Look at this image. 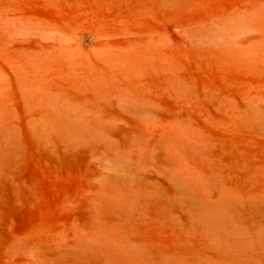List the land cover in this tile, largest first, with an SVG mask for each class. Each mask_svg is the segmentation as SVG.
Segmentation results:
<instances>
[{
    "label": "rangeland",
    "instance_id": "1",
    "mask_svg": "<svg viewBox=\"0 0 264 264\" xmlns=\"http://www.w3.org/2000/svg\"><path fill=\"white\" fill-rule=\"evenodd\" d=\"M261 111L264 0H0V264H264Z\"/></svg>",
    "mask_w": 264,
    "mask_h": 264
},
{
    "label": "bare ground",
    "instance_id": "2",
    "mask_svg": "<svg viewBox=\"0 0 264 264\" xmlns=\"http://www.w3.org/2000/svg\"><path fill=\"white\" fill-rule=\"evenodd\" d=\"M197 31V30H196ZM200 31H201V29H200ZM200 31H198V32H200ZM197 32V33H198ZM221 34V33H220ZM219 34V32L217 33V35H218V38H220L222 35H220ZM217 35H215L216 37H217ZM220 35V36H219ZM207 36V35H206ZM257 112V111H256ZM259 112V111H258ZM257 112V113H258ZM262 112V111H261ZM53 113V112H52ZM63 112L61 111V114H62ZM253 113V112H252ZM59 114H60V112H59ZM64 114V113H63ZM59 115L60 117H58L59 118V120L57 119V118H55L54 120H58V123H59V125L63 128L62 129V131H65V133H66V135H68V137L69 136H71V137H74V138H83V137H86V136H90V137H92V136H95V134L97 133L96 131L98 130V128H97V126L95 127V128H97V129H94L92 126H90L87 122H85V121H80V120H78V119H75V118H72V117H70L71 115H72V113H71V115L69 116V115ZM258 114H260V113H258ZM254 115V114H253ZM51 116H53V115H51ZM57 116H58V114H57ZM80 116V115H79ZM261 118H260V120L258 119V122H259V124L260 125H262V124H264V111L262 112V114H261V116H260ZM258 118H259V116H258ZM47 121V120H46ZM53 121V120H52ZM55 123V122H54ZM57 123V122H56ZM39 124H42V123H39ZM96 124V123H95ZM94 124V125H95ZM37 125V124H36ZM44 125H46V123L44 124ZM35 127V126H34ZM59 127V126H58ZM99 127V126H98ZM262 127H264L263 125H262ZM50 130V129H49ZM43 131V130H42ZM52 131V130H51ZM46 132V131H45ZM59 133H60V131H59ZM40 135V134H39ZM65 135V138H67L68 139V137ZM96 136H97V134H96ZM7 139V138H6ZM75 139V140H76ZM86 139H87V137H86ZM4 140H5V138H4ZM3 140V141H4ZM64 140H66V139H64ZM7 141H8V139H7ZM67 141V140H66ZM72 141H74L73 139H72ZM77 141H80V140H77ZM83 141V140H82ZM94 141V140H93ZM70 142V141H69ZM84 142V141H83ZM6 144V143H5ZM5 146V145H4ZM0 155H2V154H0ZM122 166V169H121V167L119 168V169H121V170H123L124 169V167H123V165H121ZM117 168H118V166H117ZM115 169H116V167H115ZM175 170V169H174ZM178 170L179 171H181L182 173H183V171L181 170V169H179L178 168ZM115 171V172H114ZM117 171H119L118 169H116V170H114L113 169V172L116 174V172ZM186 171V170H185ZM176 172V171H175ZM174 172V173H175ZM119 173V172H118ZM118 173L116 174V176L118 175ZM126 174V171H122V175L123 174ZM128 173V172H127ZM188 173V172H187ZM186 172L184 173L185 174V176H183V174H181V173H179L178 171H177V173L175 174V175H178V178H177V184L179 185L178 187H184L185 186V184H188L187 182H185L184 181V178L186 179V175L188 176V174H187ZM120 174H121V171H120ZM129 174V173H128ZM128 174H126V175H128ZM175 175L173 176V177H175ZM131 176V175H130ZM130 176H125V178H130ZM190 176V175H189ZM191 177V176H190ZM116 178V177H115ZM118 178H120V177H118ZM120 180V179H119ZM114 181H116V179L114 180ZM126 181V180H125ZM123 182V181H122ZM128 182V181H127ZM190 182V181H189ZM192 182V181H191ZM121 183V182H120ZM117 185H118V183H117ZM120 185V184H119ZM123 185H124V183H123ZM125 186V185H124ZM180 187V188H181ZM127 188V187H126ZM126 188H125V191H123V189L121 188V190L123 191V194L124 193H126ZM189 189H191V186H190V188ZM120 190V191H121ZM119 191V190H118ZM121 191V192H122ZM128 191H129V189H128ZM114 192V191H113ZM191 191L189 190V193H190ZM185 193V192H184ZM186 193H187V191H186ZM127 194V193H126ZM192 193H190V195H191ZM124 196H126V195H124ZM117 197H118V195H117ZM122 197H123V195H121V197H120V199H122ZM232 203V202H231ZM202 205V204H201ZM208 205V204H207ZM231 205V204H230ZM204 206V205H203ZM202 208H204V207H202ZM201 208V209H202ZM206 208V207H205ZM203 209L202 210V212H201V216H202V218L205 220V224L206 225H209V226H212L213 227V225H215L216 227H218V228H224L225 230L226 229H229V230H231V231H234L233 230V228H235L233 225H227L228 223L227 222H225L224 220H222L223 219V217H222V214H223V216H224V214H225V216H226V213H224V211H215V210H211V207L209 208H206V209ZM192 210V209H191ZM194 210V209H193ZM228 211V210H227ZM195 213V212H194ZM196 214V213H195ZM198 216V215H197ZM221 217V218H220ZM200 219V218H199ZM203 226V225H202ZM261 227H262V225H261ZM211 229V228H210ZM238 230V229H237ZM261 231V230H260ZM240 232V231H239ZM231 233V232H230ZM261 233H263V235H264V227L262 228V231H261ZM220 234V233H219ZM222 234V233H221ZM228 234V233H227ZM232 234V233H231ZM257 234V233H256ZM234 235V234H233ZM263 235L261 236L262 237V239H263ZM117 253H119V252H117ZM116 253V254H117ZM121 253V252H120ZM119 253V254H120ZM123 253V252H122ZM124 253H126V252H124ZM112 254V253H111ZM123 255V254H122ZM125 256V255H124ZM126 256H129L128 254L126 255ZM107 257V256H106ZM122 257V256H121ZM115 259V258H114ZM114 259H112V260H114ZM119 260V259H118ZM122 260H124V259H122ZM127 260V259H126ZM128 261V260H127ZM105 262V261H104ZM108 262V261H107ZM115 262V261H114ZM119 262V261H118ZM117 261H116V263H118ZM122 264V263H121ZM124 264V263H123Z\"/></svg>",
    "mask_w": 264,
    "mask_h": 264
}]
</instances>
